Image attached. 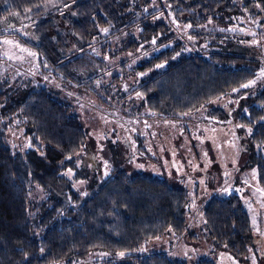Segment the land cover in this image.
<instances>
[{
    "label": "trees",
    "instance_id": "trees-1",
    "mask_svg": "<svg viewBox=\"0 0 264 264\" xmlns=\"http://www.w3.org/2000/svg\"><path fill=\"white\" fill-rule=\"evenodd\" d=\"M54 1L52 8L47 3ZM146 3L147 0H139ZM251 0L242 5L254 8ZM264 10V0H255ZM178 23L190 26L234 24L241 15L237 0H168ZM138 3L131 0H7L0 9V37L16 36L24 46L35 50L43 74L78 83L94 78L88 75L92 61L89 49L103 27L111 34L142 25L141 41L162 34L158 44L174 43L147 60L140 70L169 62V65L137 88L147 107L168 118H179L210 101L248 83L258 66L246 56L230 50L184 54L173 57L185 44L169 32L168 22L158 20L165 10H151L139 17ZM31 10L32 36L23 37L8 23ZM245 11V10H244ZM255 12V10H254ZM166 10V16H167ZM257 15V13H256ZM35 17V18H33ZM10 24V25H9ZM237 25H240L238 23ZM207 31V30H205ZM221 40L230 31L212 30ZM197 37L201 32L192 31ZM192 35V34H191ZM215 35V34H213ZM235 35L238 36V33ZM135 47V46H134ZM0 83V264L73 263L91 251L112 253L139 248L146 240L173 230H187L186 214L190 197L187 189L168 179L147 174L129 175L121 167L101 184L85 189L84 198L74 181L86 177L75 155L88 144V131L73 106L55 97L46 87H35L15 95ZM247 114L239 115L242 125L252 128L250 138L253 163L259 185L264 189V90L249 97ZM222 110L213 113L220 115ZM5 122H2L4 121ZM25 125L30 146L22 151L8 145L9 126ZM76 169L73 178L66 172ZM39 187L47 193L32 201ZM203 215L210 237L221 249L242 258L252 242V222L240 196L213 197ZM122 264H188L171 259L163 252L131 255ZM196 264H217L204 258Z\"/></svg>",
    "mask_w": 264,
    "mask_h": 264
},
{
    "label": "rangeland",
    "instance_id": "rangeland-1",
    "mask_svg": "<svg viewBox=\"0 0 264 264\" xmlns=\"http://www.w3.org/2000/svg\"><path fill=\"white\" fill-rule=\"evenodd\" d=\"M131 1L138 3L139 17L165 8L164 15L160 14L157 21L168 22L169 34L185 44L173 60L184 54L204 52L209 55L212 51L230 50L253 60L258 69L255 77L245 84L248 87L236 88L179 118H168L151 111L145 97L137 91L145 79L169 65L164 62L139 69L163 49L173 47L172 42L158 44L162 34L143 42V28L139 23L114 34L111 27H103L89 49L92 66L88 75L94 79L87 83L43 74L35 50L24 46L16 36L0 37L3 89L10 91L11 96L15 92L22 95L35 87H46L55 97L73 106L88 131V144L74 156L81 173H86V177L74 181V188L84 198L91 191L85 189L86 185L91 188L101 184L119 167L129 175L142 173L168 179L172 185L185 188L189 193L184 234L169 230L134 250L112 253L97 249L73 263L57 264H122L131 255L159 252L188 264H196L204 258L213 259L217 264H264V189L259 185L258 171L252 160L253 130L242 125L238 118L248 113L249 97L264 90V75H261L264 71V10L255 0H251L254 8L248 10L241 5L245 0H237L241 15L234 19V24L216 26L209 22L190 26L178 23L168 0ZM6 4L7 0H0V9ZM54 4L52 1L45 7L52 8ZM32 21L29 10L12 18L8 22L13 23L11 28H7V24L4 28L6 31L15 29L20 36L29 37ZM212 30L230 32L220 40ZM192 31L201 32V36L197 37ZM252 81L254 83H250ZM216 109L222 110L220 115L213 113ZM16 124L18 121L9 126L8 145L22 151L30 146V139L25 125ZM259 150L264 153V146H258L255 151ZM76 172L70 169L66 174L73 178ZM233 193L240 196L252 222V242L248 254L242 258L214 243L203 215L211 198L228 197ZM46 195L37 187L32 201L38 202Z\"/></svg>",
    "mask_w": 264,
    "mask_h": 264
},
{
    "label": "snow or ice",
    "instance_id": "snow-or-ice-1",
    "mask_svg": "<svg viewBox=\"0 0 264 264\" xmlns=\"http://www.w3.org/2000/svg\"><path fill=\"white\" fill-rule=\"evenodd\" d=\"M7 43V41H6ZM261 75H264V71H262ZM250 83H254V81L250 82ZM243 87H248V85H243ZM235 91V90H234Z\"/></svg>",
    "mask_w": 264,
    "mask_h": 264
}]
</instances>
